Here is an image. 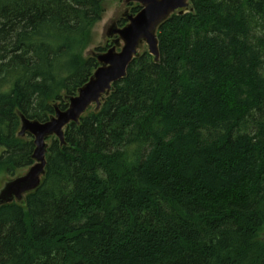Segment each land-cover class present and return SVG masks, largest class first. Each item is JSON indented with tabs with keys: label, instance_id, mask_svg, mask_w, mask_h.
Returning <instances> with one entry per match:
<instances>
[{
	"label": "trees",
	"instance_id": "1",
	"mask_svg": "<svg viewBox=\"0 0 264 264\" xmlns=\"http://www.w3.org/2000/svg\"><path fill=\"white\" fill-rule=\"evenodd\" d=\"M108 1L0 0V175L35 165L22 118L48 122L99 67ZM180 12L159 62L47 140L41 185L0 206V264H264V0Z\"/></svg>",
	"mask_w": 264,
	"mask_h": 264
},
{
	"label": "water",
	"instance_id": "2",
	"mask_svg": "<svg viewBox=\"0 0 264 264\" xmlns=\"http://www.w3.org/2000/svg\"><path fill=\"white\" fill-rule=\"evenodd\" d=\"M131 2L139 4L140 12L127 15L128 24L125 27L111 30V36L119 37L115 41V47L94 55L100 66L90 80L78 90L77 95L68 98V108L62 111L56 107L55 115L46 123L22 118L20 136H33L35 165L27 176L6 187L0 195V206L13 203L16 198L35 191L41 185L47 166V140L55 136L65 144V128L71 123H79L92 105L100 108L104 96L113 90V85L127 77L129 68L140 56L138 48L141 44L145 42L149 54L155 62H159V26L176 12L181 11L180 14H184L190 6V0H130ZM122 42L124 47L121 52H117L116 48Z\"/></svg>",
	"mask_w": 264,
	"mask_h": 264
},
{
	"label": "rangeland",
	"instance_id": "3",
	"mask_svg": "<svg viewBox=\"0 0 264 264\" xmlns=\"http://www.w3.org/2000/svg\"><path fill=\"white\" fill-rule=\"evenodd\" d=\"M139 5L137 3L131 2L130 0H109L105 4V12L102 17V20L96 23L93 27L92 34H91V43L90 46L84 53L85 57H94L96 53H104L107 52L109 49L115 47V41L119 38L118 36H111L110 32L113 28H123L125 27L128 22L126 21L127 15H132V7ZM123 21H125V25H123ZM124 47V43L122 42L117 48V52H121L122 48ZM98 48L106 49L103 52H97ZM145 51H148V47L146 43L140 45L138 48V53L141 55ZM149 53V52H148ZM100 66V64H99ZM67 100V99H65ZM92 108L95 105L91 106ZM90 107V108H91ZM47 144H49L47 142ZM30 169H25L19 171L15 177H9L6 174L0 175V195L2 192L10 185L11 183L15 182L16 180L25 177L30 172ZM27 194H23L19 199H15L14 202L18 204H23L25 201V197Z\"/></svg>",
	"mask_w": 264,
	"mask_h": 264
},
{
	"label": "bare ground",
	"instance_id": "4",
	"mask_svg": "<svg viewBox=\"0 0 264 264\" xmlns=\"http://www.w3.org/2000/svg\"><path fill=\"white\" fill-rule=\"evenodd\" d=\"M29 230V229H28Z\"/></svg>",
	"mask_w": 264,
	"mask_h": 264
}]
</instances>
